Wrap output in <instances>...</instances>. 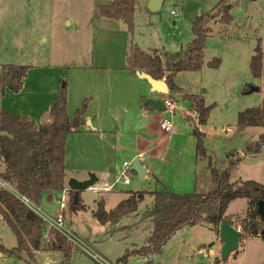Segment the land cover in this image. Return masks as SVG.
<instances>
[{
  "label": "rangeland",
  "instance_id": "rangeland-1",
  "mask_svg": "<svg viewBox=\"0 0 264 264\" xmlns=\"http://www.w3.org/2000/svg\"><path fill=\"white\" fill-rule=\"evenodd\" d=\"M103 1L0 0V71L2 64L6 63L29 64L37 69L42 66L59 69L57 65L63 64L60 70H65V76L60 75V70L51 71L47 68L48 71L41 75L38 84L42 83L50 89L66 88L69 64L74 60H90L88 57L94 49V36L91 37V33L97 27L107 30L97 9ZM147 4L149 0L137 1L132 26L120 29V32L123 33L122 39L126 38L125 41L131 45H137L147 52L158 48L161 54L185 49L194 38L192 24L196 16L210 12L207 25L211 31L205 41V59L201 69L180 71L174 76V82L184 91L201 94L206 105H213L206 123L202 124L205 125L202 130L205 133L203 144L206 155L198 156L196 182L193 181L187 187L183 185L186 183L184 181L172 182V177L176 178L175 173H181V169L176 171V167H173L175 160L167 159L164 162L162 159L168 148H171V156L174 154L173 149L186 145L192 127L186 126L189 120L181 116L183 108L188 110L187 104L183 99H178L181 98L180 93L176 96V92L171 91L170 98H174L179 107L171 114L158 107V117L154 119L156 127L160 128V121L168 118L177 128L175 137L162 139L163 130L156 131L153 136V142L158 145L154 159L158 177L163 181L168 179V191L181 193L193 190L207 192L212 189L213 168L219 173L229 170L230 180L234 182L253 179L264 183V145L258 153H246L247 147L254 146L260 134L264 133V126L238 125L239 112L250 107H264V0H163L160 9L155 12L150 11ZM226 5L230 6L232 15L227 24L221 20ZM174 8L179 10L177 15L171 13ZM96 35L94 50L113 49V42L105 38L103 44L99 43L101 36ZM118 39L117 36L111 37L115 42ZM258 44L263 51V67L260 77H255L250 62ZM216 58L220 59V66H209V61ZM252 86L258 87V90L244 91V88L250 89ZM74 89V96L77 97L78 87ZM159 99H169V95L163 94ZM4 106L12 114L20 115L27 112L29 102L25 104L24 101H18L17 97L10 96ZM195 115V118L191 116L194 121L197 120ZM185 156L187 158L188 154ZM121 157L125 158V155L121 154ZM143 159L147 160V157ZM4 168L5 164L0 159V171ZM119 168L122 169L118 165L117 174L114 173L109 181L97 180L80 191L82 203L86 206L84 210L70 214L65 208L63 213L61 200L56 199V194L63 195L61 191H50L51 198L45 193L40 203L35 205L48 219H54L62 211V232L75 246L70 264L146 263L147 259L139 255L130 256L127 263L117 262V259L125 253L126 248L147 244L153 229V222L147 213L153 205V197L146 195L137 211L123 217L116 224H101L94 217L93 210L100 199L104 200L105 208L110 209L128 191L166 189L155 178L140 179L130 171L128 176L131 182L125 184L123 177H119ZM115 178L118 180L115 181ZM111 183L113 186L109 187ZM5 184L0 177V185ZM247 206L246 198H237L230 202L227 212L231 216H238L239 220L245 216ZM54 230L58 229L46 223V239L51 238ZM219 238L207 225L184 227L176 231L162 252L152 256L148 264H212L214 257L209 258V252L213 250L214 256H220ZM16 244L14 231L0 215V246L13 249ZM212 246L216 247L215 250ZM94 254H98L102 262L95 259ZM35 257L36 264H63L64 261V253L61 251H39ZM25 258L26 254L20 258L0 252V264H27ZM221 264H264V238L245 237L239 249L231 253L226 261H221Z\"/></svg>",
  "mask_w": 264,
  "mask_h": 264
},
{
  "label": "trees",
  "instance_id": "trees-1",
  "mask_svg": "<svg viewBox=\"0 0 264 264\" xmlns=\"http://www.w3.org/2000/svg\"><path fill=\"white\" fill-rule=\"evenodd\" d=\"M137 0H112L99 6L102 17L123 20L132 26ZM210 12L197 15L192 24L194 38L185 49L169 54L159 53L158 49L150 52L131 45L127 56L126 68L130 73L137 70L152 74L154 78H164L172 91L189 100L190 109L197 114V121L189 117L193 134L197 138V155L205 156L203 144L205 133L198 125L205 124L213 105H206L201 94H192L174 82V76L180 71H196L204 62V45L211 29L207 25ZM232 19L230 6L223 7L222 22ZM263 51L260 44L255 47L250 67L255 77H260L263 67ZM209 66L218 68L220 59L209 61ZM32 66L21 63L2 64L0 71V99L6 90L19 92L24 78ZM249 90L244 88V91ZM87 101L76 109L72 118L67 114L66 88L60 93L49 108V119L38 123L33 117L14 115L0 108V159L5 170L0 173L7 186L0 185V215L14 231L17 244L13 249L0 246V252L8 256L20 257L26 254L27 264H36L35 253L39 251H61L64 253L63 264H70L75 246L64 233L52 231L51 238L45 237L46 222L26 201L38 205L46 192H60L65 185L66 137L72 132L80 131L85 125L84 113ZM52 120V122H50ZM239 126H264V107L247 108L238 115ZM264 145V133L260 134L254 146H248L246 153H258ZM214 186L207 192L192 191L185 193L168 190L128 191L126 196L113 208L106 209L104 200L100 199L93 214L101 224H116L123 217L137 211L145 196L153 197V205L148 215L153 222V229L147 244L126 248L117 262L127 263L132 255H139L151 262V257L160 254L166 242L178 231L187 226L203 224L219 234L220 222L233 216L226 214L227 207L237 198H246L248 208L244 217L237 220L236 226L244 236H261L264 238V217L259 213V201H264V183L253 179L231 181L229 170L219 173L212 169ZM69 198L66 208L70 213L86 209L79 192L78 202H74L75 190L68 188ZM63 213L65 209H62ZM238 217H236L237 219ZM213 264H221L220 256Z\"/></svg>",
  "mask_w": 264,
  "mask_h": 264
},
{
  "label": "crops",
  "instance_id": "crops-1",
  "mask_svg": "<svg viewBox=\"0 0 264 264\" xmlns=\"http://www.w3.org/2000/svg\"><path fill=\"white\" fill-rule=\"evenodd\" d=\"M111 1L104 0L100 2L97 9L99 10L100 5L110 3ZM101 19L106 25L107 30L104 31L97 27L91 33V37L94 36L95 38L96 34H99L101 37L98 39V42L102 44L104 43V39L108 38L114 44L113 49L94 50L96 43L93 38L92 47L94 49L88 57L90 60H84L83 62L74 60V62L69 64L71 66H69L70 68L66 72L70 79L67 80L66 84L68 116L72 118L76 109L82 107L84 101H87V105L84 113L85 125L82 126L80 131L72 132L66 137L65 189L69 188L68 181L71 178L85 180L89 179L91 174L95 175L96 182L101 179L109 181L114 173L115 175L117 174L118 165L122 167V169L119 168L121 172L124 168V163L129 162L132 163L130 166L131 174H135L140 179L153 177L158 182H161L164 186L163 188L167 190V185H170L168 179L163 181L162 178H159L158 170L154 166V159H156L155 150L158 145L153 142V136L156 131H162V129L155 125L154 119L158 117L156 113L158 106L154 105L151 100H161L159 97L163 94L169 95L170 99L172 90L169 89L166 93L154 91V88L147 80L137 75V71L142 70H137L134 74L130 73L126 68V64L131 44L125 41L126 38L122 39L123 33L120 32V29L127 28L128 24L123 20H114L106 17H102ZM107 20L110 21L108 22ZM116 36L119 38L117 42L115 40L112 41L111 37ZM116 43L118 44L116 45ZM31 66L27 76L24 78L22 89L19 92L7 89L5 96L0 99V104L1 108L6 109L4 105L10 96L17 97L18 101H24L25 104L29 102L27 112L20 115L27 114L38 123H42V120L46 116V120L49 119L50 105L60 96L62 90L61 88L50 89V87H46L42 83L39 85V78L44 72L48 71L47 68L51 71H56L60 70L63 64L57 65L59 69L54 66H42L39 69L33 65ZM64 72L65 70H60V75L65 76ZM75 87H78L76 91L77 97L74 96ZM174 94L177 96L179 93L176 92ZM178 99L183 98L178 97ZM183 100L187 104L188 110L186 108L181 110L182 118H186L187 121L190 116L195 118V113L190 109L191 103L189 100ZM161 101H164V99ZM178 107L177 105L176 109ZM162 110L164 111L165 109L163 108ZM187 125L192 127V129L190 136L188 133L189 137L186 145L182 146L183 149H181L182 147L173 149L174 154L171 156V148H168L165 157L162 159L164 162L167 159L171 161L175 160L176 164H173V167H176V171L180 168L181 173H175V176H177L176 178L172 177V182L174 180V182L179 181V183L180 181H184L186 183L183 185H186V187L193 181L196 182V168L198 166L197 139L192 132L193 126L190 120L186 123ZM198 126L202 130L205 125L201 124ZM176 135V127L172 133L161 132L162 139L175 137ZM186 153L188 154L187 158H185ZM121 154H124L125 158H122ZM144 157H147V160H144ZM136 158L146 167L144 177H140L131 168ZM159 161L161 162V160ZM4 170L5 168L0 172ZM115 181H117L116 178ZM113 183L109 187L113 186ZM64 190L61 192H63V195H66ZM46 194L49 198L52 197L51 193L46 192ZM63 195L56 194V199L58 200V197ZM226 214H228L227 211ZM236 217L238 216H233L232 218L235 226L237 223ZM217 235L219 236V234ZM251 237L257 239L261 236ZM243 239H241L240 244ZM221 245L222 242L218 245L219 251ZM215 248V246H212V249L215 250ZM212 256L214 260L219 257V255L214 256L213 250L209 252V258Z\"/></svg>",
  "mask_w": 264,
  "mask_h": 264
},
{
  "label": "water",
  "instance_id": "water-1",
  "mask_svg": "<svg viewBox=\"0 0 264 264\" xmlns=\"http://www.w3.org/2000/svg\"><path fill=\"white\" fill-rule=\"evenodd\" d=\"M163 0H149L148 8L150 11L155 12L158 11L161 7ZM137 75L145 80H147L150 85L154 88V91L166 93L169 91V85L165 80L156 79L152 74H149L144 71H137ZM250 91L258 90V87L252 86ZM151 102L160 107L162 110L164 107L163 101L161 100H151ZM52 122V120H50ZM133 170H135L140 177H144L146 174V167L139 161L138 158L134 160V163L131 167ZM96 180V177L94 174L90 175L89 179L85 180H79L75 178H71L68 181L69 188L75 190L74 194V202L77 203L79 199V192L83 189L88 188L90 185H92ZM259 213L264 217V201H259V207H258ZM264 234V232H263ZM244 233L239 228L236 227L233 223L230 222L228 218L224 219L222 222H220L219 226V239L222 242V245L220 247V260L226 261L231 253L236 252L240 247V241L243 238Z\"/></svg>",
  "mask_w": 264,
  "mask_h": 264
},
{
  "label": "built area",
  "instance_id": "built-area-1",
  "mask_svg": "<svg viewBox=\"0 0 264 264\" xmlns=\"http://www.w3.org/2000/svg\"><path fill=\"white\" fill-rule=\"evenodd\" d=\"M171 13L173 15H177L179 13V10L177 8H174V9L171 10ZM163 104H164V109H165L164 111L165 112L170 113V114L175 112V109L177 107V104H176V101L173 98L164 99ZM160 127L166 133H169V132L173 131L174 128H175L172 120L171 119H168V118H163L160 121ZM131 164L132 163L125 162L124 165H123L124 168H123V170L119 174V177L120 176L123 177V179H124L123 182L125 184H128L130 182L128 173L130 171ZM117 180H118V178H117ZM64 192L66 193V195H65L66 196V199L64 198V195L61 196V197H58V200L59 201L61 200L62 209H65L66 208L67 201H68V198H69L68 189H65ZM25 201L37 213H39L41 215V217L44 219V221L46 223H48L50 226H53V227H55L56 229H58L59 231L62 232V229L64 228L63 227V225H64V216L62 214V211H61V213L59 212L58 215L54 219H51V218L48 219V217L45 214H43L42 211L39 208H36V206L33 203H31L28 199H25ZM94 258L97 259V260H99L100 262H102V260H103L98 254H94ZM101 264H104V263H101ZM106 264H112V263H106Z\"/></svg>",
  "mask_w": 264,
  "mask_h": 264
}]
</instances>
